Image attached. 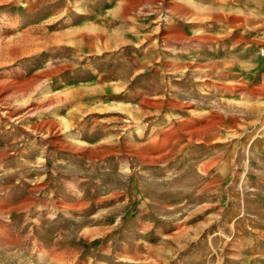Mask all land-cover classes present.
Segmentation results:
<instances>
[{
	"label": "rangeland",
	"instance_id": "rangeland-1",
	"mask_svg": "<svg viewBox=\"0 0 264 264\" xmlns=\"http://www.w3.org/2000/svg\"><path fill=\"white\" fill-rule=\"evenodd\" d=\"M262 30L264 0H0V264H264Z\"/></svg>",
	"mask_w": 264,
	"mask_h": 264
},
{
	"label": "bare ground",
	"instance_id": "bare-ground-1",
	"mask_svg": "<svg viewBox=\"0 0 264 264\" xmlns=\"http://www.w3.org/2000/svg\"><path fill=\"white\" fill-rule=\"evenodd\" d=\"M168 34H170L171 37H173V38L174 37L177 38L176 37V35H177L176 32H169ZM260 58L263 59L261 57V55H260ZM24 86L25 85L23 83L15 82V83H13L11 85V88L10 89H14V90H17V91H21L24 88ZM190 123H187L186 125H182L180 127H181V129H193V132H191V136H194V135H198L199 136V134L201 135L202 133L207 132V130H210L211 129V124L208 123V122H207V126L205 128H202V129L196 128V124H194L193 122L191 124Z\"/></svg>",
	"mask_w": 264,
	"mask_h": 264
},
{
	"label": "built area",
	"instance_id": "built-area-1",
	"mask_svg": "<svg viewBox=\"0 0 264 264\" xmlns=\"http://www.w3.org/2000/svg\"><path fill=\"white\" fill-rule=\"evenodd\" d=\"M261 38H262V40L264 42V30H262V32H261ZM260 55L264 59V43H263V46H262V48L260 50Z\"/></svg>",
	"mask_w": 264,
	"mask_h": 264
},
{
	"label": "crops",
	"instance_id": "crops-1",
	"mask_svg": "<svg viewBox=\"0 0 264 264\" xmlns=\"http://www.w3.org/2000/svg\"><path fill=\"white\" fill-rule=\"evenodd\" d=\"M263 93V92H262ZM213 120V122H214V119H212ZM212 120H210V121H212ZM207 121V120H206ZM193 122V121H192ZM195 123V122H194ZM196 124V123H195ZM196 128H198V129H202L203 127H199L197 124H196Z\"/></svg>",
	"mask_w": 264,
	"mask_h": 264
}]
</instances>
